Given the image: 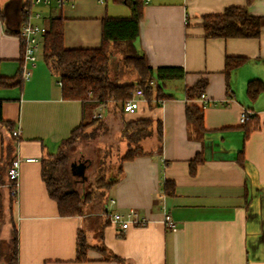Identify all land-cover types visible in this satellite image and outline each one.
Returning a JSON list of instances; mask_svg holds the SVG:
<instances>
[{
	"label": "crops",
	"instance_id": "0c3cea01",
	"mask_svg": "<svg viewBox=\"0 0 264 264\" xmlns=\"http://www.w3.org/2000/svg\"><path fill=\"white\" fill-rule=\"evenodd\" d=\"M6 1L0 0V10ZM31 7L42 14L35 22L46 28L52 18H63L66 49L100 48L103 20L132 15L130 7L112 0H66L62 6L52 0L50 7ZM228 7H246L260 17V37L206 38L203 16ZM41 40L44 46V36ZM136 47L149 67L181 68L185 75L167 83L171 99L154 108L145 101L124 113L127 121H161L163 149L158 153L154 133L142 144L151 153L122 163L123 175L108 192L106 207L111 213L134 210L146 221L123 231L104 214L62 217L49 196L43 160L59 152L88 110L80 101L63 99L43 48L34 60L22 61L20 37L8 33L0 18V78L24 68L31 73L21 86L0 87L2 118L20 131L15 138L0 122L4 201L18 231V264H264V0H144ZM227 58L243 61L227 73ZM128 78L138 81L136 74ZM201 80L208 83L196 101L204 108L203 133L188 125L184 98V89ZM245 111L253 118L249 132L240 121ZM100 112L98 106L89 118ZM103 114L106 123L115 120L108 109ZM198 154L203 163L192 175L190 162ZM15 158L22 162L18 194L12 196L7 170ZM70 171L73 175L71 166ZM165 180L175 183L174 196L164 194ZM167 214L175 227H167ZM80 231L92 246L82 262ZM100 246L121 262L107 259Z\"/></svg>",
	"mask_w": 264,
	"mask_h": 264
},
{
	"label": "trees",
	"instance_id": "16d2710c",
	"mask_svg": "<svg viewBox=\"0 0 264 264\" xmlns=\"http://www.w3.org/2000/svg\"><path fill=\"white\" fill-rule=\"evenodd\" d=\"M114 3H122L132 10L130 17H106L103 20L102 44L96 49H66L64 46V20L63 18H52L44 35L43 58L50 70L59 77L62 87V97L65 100L80 101L89 111L98 106L106 105L108 112L122 118L121 137L128 145L127 152L121 157L117 177L108 176L103 171L88 187L86 193L80 192L79 188L84 183L73 178L70 166L72 161L66 149L73 146L81 137L84 122L76 128L71 136L65 140L56 155L43 160L42 177L46 183L49 196L57 203L59 213L62 217L84 216L89 202H96L106 212V193L111 190L122 177V163L134 158L147 155L143 147V141L154 133L157 140V151L162 153L163 149V126L161 121L154 122L149 118L135 120H124V105L131 98V92L136 84L145 89L146 102L149 108L159 105L158 101L171 99L173 96L166 93V85L173 80H182L184 70L181 68H158L148 66L144 54L136 47V41L140 36V23L144 16V0H112ZM32 0H10L7 5L6 15L0 10V18H5L16 26L19 21L25 22L31 13ZM202 27L204 35L208 39L218 38H246L256 39L261 35V18L250 14L246 7H228L222 14L203 16ZM12 35H18L7 31ZM122 54L124 63L132 69L138 78L137 83H117L109 76L110 63L115 54ZM22 61H24V47L22 46ZM240 58H227L226 72L232 67L242 63ZM155 80L156 87L146 88L150 81ZM23 84L22 71L11 78H0V87L21 86ZM207 80H201L194 87L184 89L186 105V121L188 125L197 132H205L204 108L196 101L201 100L207 90ZM161 104V103H160ZM106 123L105 119L101 120ZM253 118L246 122V130L249 132ZM0 122L13 132V126L3 120L0 103ZM99 122V120H97ZM203 163V158L198 154L190 162V173L195 175L198 166ZM10 166V165H9ZM9 190L12 188L8 176ZM5 169L0 162V233L5 223L6 207L4 202L3 186L5 185ZM78 187L75 188L74 186ZM80 186V187H79ZM94 190H91V189ZM175 183L165 180L163 191L166 196L175 195ZM100 194H95V192ZM97 195V196H96ZM107 198V197H106ZM10 210V205L7 208ZM106 216V215H105ZM108 218V216H106ZM108 222V219H106ZM12 237L6 248L0 241V264H18L19 236L17 228L10 219ZM92 248L85 236H78L77 260H86L87 251ZM106 258L120 263L121 258L108 253L105 247H96Z\"/></svg>",
	"mask_w": 264,
	"mask_h": 264
},
{
	"label": "rangeland",
	"instance_id": "374dc122",
	"mask_svg": "<svg viewBox=\"0 0 264 264\" xmlns=\"http://www.w3.org/2000/svg\"><path fill=\"white\" fill-rule=\"evenodd\" d=\"M130 73L133 75L136 74L132 69L125 65L122 54H115L111 60V79L118 83H128L132 80L128 78V74ZM131 83H135L134 80ZM90 113L91 109L88 111L87 120L84 122L81 137L73 146H69L66 149L72 163H79L78 161L85 162L84 160H86L88 166L85 172V177L87 181L84 183V186L82 185V187L79 188V191L84 193L88 191V187L94 183L96 177L101 172L105 171L109 177H114L118 172L121 157L128 150L126 141L121 137V133L119 134L117 132L119 126L122 128V120L120 121L122 118H116L115 116V120L110 123H104L101 121L103 119L95 118L96 114L93 118H89ZM97 120H99V122H97ZM72 177L80 178L79 176L74 175H72ZM74 187L77 188L78 186L75 185ZM91 190L94 189L92 188ZM94 192L95 194H100L99 192ZM106 197L105 201L107 202L109 201L108 192L106 193ZM98 203L89 202L86 206L85 213L97 219L102 218V209ZM11 235L10 218L6 207L5 223L2 226L0 233L1 244L5 248L9 245V241L12 237Z\"/></svg>",
	"mask_w": 264,
	"mask_h": 264
},
{
	"label": "built area",
	"instance_id": "2783aa9c",
	"mask_svg": "<svg viewBox=\"0 0 264 264\" xmlns=\"http://www.w3.org/2000/svg\"><path fill=\"white\" fill-rule=\"evenodd\" d=\"M66 0H56L58 6H62ZM31 4L37 7H50L52 5V0H32ZM36 19H42V14L40 12H31L28 20L22 23L18 36L20 37L21 44L24 47V61L29 62L35 59V56L43 48L42 38L47 32V28L43 25L35 22ZM23 78L28 79L31 76L30 71L24 68L22 72ZM156 87L155 80L150 81L146 88ZM146 101L145 89L136 84L133 91L131 92V98L125 103L124 111L133 112L140 107L142 102ZM163 101H158L162 103ZM102 112L97 113L95 118L103 119L105 111L107 110L106 105H101ZM252 116L251 112L245 111L241 116V123L245 124L249 118ZM13 136L18 138L20 135L19 130L13 131ZM27 161H32V159H27ZM22 160L20 158H15L8 169V176L11 180L12 188L10 194L16 196L18 194L19 181H20V168ZM114 203V201H111ZM104 215L108 216L112 223L117 225L121 230L125 231L129 228L131 224L144 225L146 221L138 217L134 210L129 211L127 214L123 213H111L106 209ZM165 223L168 228L175 227V224L170 215L165 216Z\"/></svg>",
	"mask_w": 264,
	"mask_h": 264
},
{
	"label": "water",
	"instance_id": "95a60500",
	"mask_svg": "<svg viewBox=\"0 0 264 264\" xmlns=\"http://www.w3.org/2000/svg\"><path fill=\"white\" fill-rule=\"evenodd\" d=\"M9 2L10 0L6 1L5 4L1 8V11L4 15H6L7 5ZM4 25L7 31L14 33V34H19L22 21H19L18 24L14 26L13 24L9 22V20L6 17L4 20ZM87 166L88 165L85 162H81L80 164H77V163L71 164L73 175L79 176L83 178L84 180H86L85 172H86Z\"/></svg>",
	"mask_w": 264,
	"mask_h": 264
},
{
	"label": "flooded vegetation",
	"instance_id": "af4514ba",
	"mask_svg": "<svg viewBox=\"0 0 264 264\" xmlns=\"http://www.w3.org/2000/svg\"><path fill=\"white\" fill-rule=\"evenodd\" d=\"M84 161H86V160H84ZM79 162V164L81 163V162H83V161H78ZM74 163V162H73Z\"/></svg>",
	"mask_w": 264,
	"mask_h": 264
}]
</instances>
